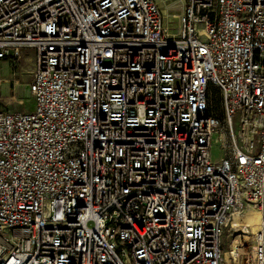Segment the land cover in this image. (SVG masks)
Returning a JSON list of instances; mask_svg holds the SVG:
<instances>
[{
  "label": "built area",
  "instance_id": "1",
  "mask_svg": "<svg viewBox=\"0 0 264 264\" xmlns=\"http://www.w3.org/2000/svg\"><path fill=\"white\" fill-rule=\"evenodd\" d=\"M174 17L0 0V65L32 51L35 100L0 106V264H222L249 209L260 229L231 262L264 264V0Z\"/></svg>",
  "mask_w": 264,
  "mask_h": 264
},
{
  "label": "rangeland",
  "instance_id": "2",
  "mask_svg": "<svg viewBox=\"0 0 264 264\" xmlns=\"http://www.w3.org/2000/svg\"><path fill=\"white\" fill-rule=\"evenodd\" d=\"M156 1L164 13L166 24L170 25L169 20H173L172 25H176L177 19L174 15L183 11V0ZM29 55L34 57L32 51L29 52ZM32 71L33 62L29 56L23 57L16 63L3 62L0 65V106L4 111L26 113L34 111L35 100L29 93ZM213 158L215 161L220 158V150L216 144L213 146ZM232 225L236 233L232 227H229L225 233L222 264H232L228 253L233 241L242 240L244 242L246 239L249 247L253 245L256 230L251 223L235 220Z\"/></svg>",
  "mask_w": 264,
  "mask_h": 264
},
{
  "label": "bare ground",
  "instance_id": "3",
  "mask_svg": "<svg viewBox=\"0 0 264 264\" xmlns=\"http://www.w3.org/2000/svg\"><path fill=\"white\" fill-rule=\"evenodd\" d=\"M166 14H167V11H166ZM235 220L236 221L240 220V221H243L246 223H251L252 226L254 227V229L256 230V232H258V230L260 229V226H261V222H260L261 221V213L256 209H249L245 213H240V214L236 215L233 222ZM233 222H232V224H233ZM232 224H231V226L233 227ZM248 225H250V224H248ZM240 241L242 242V240H237V241L232 242L231 247L233 250H237V244H239ZM245 242H247L246 239H245ZM228 254H229V259H231V254L230 253H228Z\"/></svg>",
  "mask_w": 264,
  "mask_h": 264
},
{
  "label": "crops",
  "instance_id": "4",
  "mask_svg": "<svg viewBox=\"0 0 264 264\" xmlns=\"http://www.w3.org/2000/svg\"><path fill=\"white\" fill-rule=\"evenodd\" d=\"M158 3V2H157ZM183 13V11L182 12H179L178 14H176V15H174V16H180L181 14ZM28 57L29 56V58L31 57V59H32V55H29V53H25L24 54V57Z\"/></svg>",
  "mask_w": 264,
  "mask_h": 264
}]
</instances>
